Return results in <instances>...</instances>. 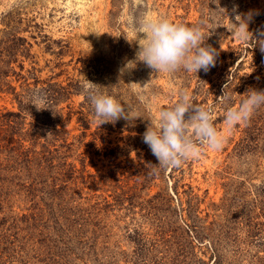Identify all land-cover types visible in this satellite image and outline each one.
Returning <instances> with one entry per match:
<instances>
[{"label": "rangeland", "instance_id": "374dc122", "mask_svg": "<svg viewBox=\"0 0 264 264\" xmlns=\"http://www.w3.org/2000/svg\"><path fill=\"white\" fill-rule=\"evenodd\" d=\"M216 3L0 0V264H264V134L242 147L245 123L225 124L264 88V52L231 31L250 13L264 35V0ZM161 16L201 23L215 66L166 74L139 61L140 20ZM88 88L137 118L99 125ZM182 91L225 139L214 150L193 137L196 158L154 169L143 133Z\"/></svg>", "mask_w": 264, "mask_h": 264}, {"label": "clouds", "instance_id": "9594fccd", "mask_svg": "<svg viewBox=\"0 0 264 264\" xmlns=\"http://www.w3.org/2000/svg\"><path fill=\"white\" fill-rule=\"evenodd\" d=\"M209 2L216 3V0ZM250 19V13L246 18L237 15V23H234L235 27L231 30L233 36L242 41L254 39L255 45L258 44L261 52H264V35L256 37L248 30ZM202 27L201 23L187 25L164 16L142 18L139 23V34L142 36L138 40L137 59L159 73L173 74L179 70L198 73L201 69L207 72L215 66L218 53L205 43L207 37ZM221 97L225 103L230 100L224 92ZM243 97L238 108L226 109L225 124L229 129L248 122L253 112L264 105V90L249 89ZM85 98L90 102L99 125L115 123L122 118L128 121L137 118L130 116L115 97L96 88L86 89ZM30 100L37 110L47 109L38 107L46 103V96L42 91L34 90ZM149 121L142 139L158 160V164L153 165L154 169L179 167L183 162L196 158L201 149L193 137L200 144L214 150H218L225 139L214 126L212 109L196 105L187 91L180 92L179 99L171 107L158 109Z\"/></svg>", "mask_w": 264, "mask_h": 264}, {"label": "trees", "instance_id": "16d2710c", "mask_svg": "<svg viewBox=\"0 0 264 264\" xmlns=\"http://www.w3.org/2000/svg\"><path fill=\"white\" fill-rule=\"evenodd\" d=\"M262 90H264V88ZM11 116L17 118L19 114L8 113L6 115L5 114L1 115L2 118L11 117ZM2 123H3L2 125H7L9 128H13V126H15L16 124L12 120H6L5 122ZM245 125L246 126L242 131L244 139L241 141V146L242 147H246L250 145L257 146L261 138L260 136L264 134V105L260 106L253 112L250 120L246 122ZM18 147L21 148V145L18 144ZM20 148L18 149L20 150ZM15 150L18 151L17 149ZM29 151L30 150L21 153H26ZM25 156L27 157V155ZM69 177L70 176H68V178Z\"/></svg>", "mask_w": 264, "mask_h": 264}]
</instances>
